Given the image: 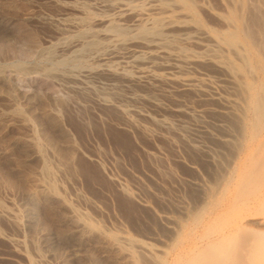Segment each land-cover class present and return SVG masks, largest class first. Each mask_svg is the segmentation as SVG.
I'll list each match as a JSON object with an SVG mask.
<instances>
[{"label":"rangeland","instance_id":"1","mask_svg":"<svg viewBox=\"0 0 264 264\" xmlns=\"http://www.w3.org/2000/svg\"><path fill=\"white\" fill-rule=\"evenodd\" d=\"M194 1L198 30L171 0H0V264H180L264 230L219 41L231 11L264 54V0Z\"/></svg>","mask_w":264,"mask_h":264},{"label":"bare ground","instance_id":"2","mask_svg":"<svg viewBox=\"0 0 264 264\" xmlns=\"http://www.w3.org/2000/svg\"><path fill=\"white\" fill-rule=\"evenodd\" d=\"M171 1L173 4L172 6H175L177 8H180L181 10H183L186 14L185 15L186 17L187 16L191 17V19L195 22V27L198 30V20L196 19L197 17H195V14L193 12L194 8H195V1L194 0H171ZM243 2H245V0ZM164 4H166V3H164ZM242 5H243V3H242ZM244 7H245V3H244ZM243 11H241V12H243ZM235 14L230 11V13L227 17H223V19L227 23L233 25L234 30L228 31V32L226 31L224 33V37L220 38V40H219V41H221V43L226 44V46L228 48H230V50L233 49L242 61L240 65L233 66L231 68H227L229 70L228 71L229 79H230V82L232 84L231 87L233 86L232 89L236 92L235 95H237V97L234 100L231 99L232 105L230 108L231 111H229L230 112L229 113L230 114V120L233 123V125H232L233 126V132L236 130L237 136H241L246 143H250V144L257 143V145H258L257 148L255 149V152L253 153L252 157L250 158L251 162L248 163V165L249 164L250 165L248 167H246L242 173L241 182L239 184V193H238V191L236 192V194L238 193L239 196H241V198H242L246 195L251 196L252 195L251 193L257 194L259 190H261L262 188L264 189V54L260 49L257 51V53H252L250 50L249 44H248L249 47L246 46V44H244V42L247 39L244 40V39H242V37H247L249 35V33L247 32V30L245 28H243L241 26V24H239V15H235ZM167 17L169 18V20L171 19V21L174 18L172 16L171 17L167 16ZM159 22L160 21L158 20L157 23H159ZM152 30H153V32L155 30L157 31L158 27L156 26V27L152 28ZM151 34H152V32H151ZM249 40H250V38H249ZM249 42L247 41L246 43H249ZM241 44L245 47L244 48L240 47ZM263 46H264V44H263ZM239 47L242 48V50H240ZM229 62H231V61H229ZM259 73H260V76H257V74H259ZM113 74H117V73L115 72ZM248 78L249 79L251 78V80H253V82L250 81ZM235 139L237 140V138H235ZM231 158H232V156H231ZM217 175H219V174H217ZM239 176H240V174H239ZM218 177H221V176H218ZM218 177H217V179H220ZM228 178H230V176H228ZM237 178H239V177H237ZM217 181H219V180H217ZM219 183H220V181H219ZM263 193H264V190H263ZM53 194H55V193H53ZM250 196H247V198ZM257 198H259V199H257ZM256 199H257V201H259L258 205L262 206L261 210L262 209L264 210V194H263L261 197L252 196V198H248L249 201L247 200V202H246V206H247L246 210L247 211H249V210H251V208H253L254 204L256 203ZM251 200H253L254 202ZM218 202H217V204H219ZM238 202L236 204L237 207H239L241 205L240 204L238 206ZM244 202H245V198H244ZM240 203H243V201L242 202L240 201ZM221 204L223 205V203H221ZM244 205H242L243 206L242 208L245 207ZM234 206L235 205L233 204V207ZM237 207H235V208H237ZM228 208H230V207H226L225 209L227 210ZM214 210L215 209H213V211ZM228 210H230V209H228ZM239 210H242V209L240 208ZM261 210L259 209V211L263 213V211H261ZM230 211H232V210H230ZM244 211H241V212L243 213ZM247 211H245V212H247ZM219 213H217V214H219ZM228 213H230V212H228ZM237 213H238V211H233V214H237ZM248 213L250 214L251 212H248ZM225 214H226V212H225ZM225 214L222 213V215H224V216H225ZM217 217H218V215H217ZM219 217H220V215H219ZM219 217H218V219H219ZM222 217H220V218H222ZM231 217H230V219H231ZM239 217H237V218H239ZM230 219H229V221H230ZM234 219H236V218H234ZM234 219H233L231 224L229 223L230 225H227L225 223L227 226L225 224L220 225V222L223 221V220H221L219 222V225L222 226V228L220 229V227H219L218 231L214 229L215 230L214 233L217 232L216 233L217 236L214 239H210L209 238L210 236L207 237V235H205V233H204L203 235H205L207 237V241L205 240L206 243L204 242L205 244H200L201 239L198 240V247L191 249V252L193 254L190 252L192 255L190 257L189 256L185 257V260L180 264H264V230H263V228H262V231H260L258 228H257L258 230H253L251 228H248V226H249L248 224H246L248 226L242 225L241 223L236 222L237 220H234ZM240 219H239V221H240ZM213 221H215V220H212V222ZM227 221H228V219H227ZM234 221H235V223H234ZM203 222H204L203 217L198 216V225L199 224L202 225ZM256 223L257 224H260V223L264 224V218L259 219V221H257ZM215 224H217L216 221H215ZM208 226L209 225H207L206 227L208 228ZM223 226H226V227L223 228ZM214 227H216V226H214ZM249 227H251V226H249ZM209 230H212V229L210 228ZM202 232H204V231H202ZM209 234H210V232H208V235ZM213 235H215V234H213ZM205 236H203V237L205 238ZM199 238H201V237H199ZM176 242H178V241H176ZM131 250H130V252H131ZM162 252H164V251H162ZM167 253H165V254H167ZM184 254H186V252ZM133 255H135V254L133 253ZM135 257H138V256H135ZM179 258L180 259H178V261L180 260L179 262H181V260H183L184 257L182 255V256H179ZM132 259H133V257H132ZM157 262H159V264L167 263V262H165V260L164 261L159 260ZM178 263H176V264H178Z\"/></svg>","mask_w":264,"mask_h":264}]
</instances>
